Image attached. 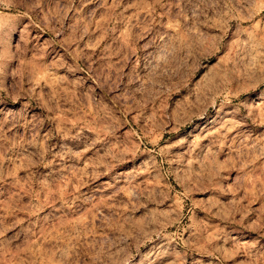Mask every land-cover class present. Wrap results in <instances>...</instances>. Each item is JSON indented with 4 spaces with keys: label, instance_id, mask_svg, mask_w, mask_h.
Instances as JSON below:
<instances>
[{
    "label": "rangeland",
    "instance_id": "rangeland-1",
    "mask_svg": "<svg viewBox=\"0 0 264 264\" xmlns=\"http://www.w3.org/2000/svg\"><path fill=\"white\" fill-rule=\"evenodd\" d=\"M0 264H264V0H0Z\"/></svg>",
    "mask_w": 264,
    "mask_h": 264
}]
</instances>
